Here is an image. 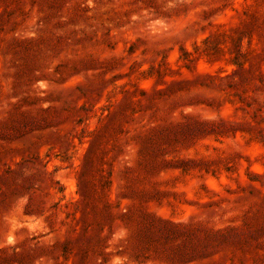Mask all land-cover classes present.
Instances as JSON below:
<instances>
[{
    "label": "rangeland",
    "instance_id": "rangeland-1",
    "mask_svg": "<svg viewBox=\"0 0 264 264\" xmlns=\"http://www.w3.org/2000/svg\"><path fill=\"white\" fill-rule=\"evenodd\" d=\"M0 264H264V0H0Z\"/></svg>",
    "mask_w": 264,
    "mask_h": 264
}]
</instances>
